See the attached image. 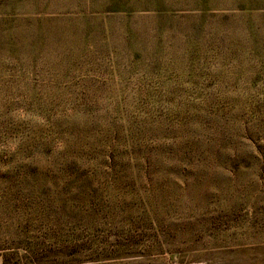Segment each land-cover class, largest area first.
I'll use <instances>...</instances> for the list:
<instances>
[{
  "label": "rangeland",
  "instance_id": "374dc122",
  "mask_svg": "<svg viewBox=\"0 0 264 264\" xmlns=\"http://www.w3.org/2000/svg\"><path fill=\"white\" fill-rule=\"evenodd\" d=\"M246 1L0 0V264H264V0ZM129 130L147 164L95 175ZM66 148L85 163L67 178Z\"/></svg>",
  "mask_w": 264,
  "mask_h": 264
},
{
  "label": "trees",
  "instance_id": "16d2710c",
  "mask_svg": "<svg viewBox=\"0 0 264 264\" xmlns=\"http://www.w3.org/2000/svg\"><path fill=\"white\" fill-rule=\"evenodd\" d=\"M255 3L253 0H248L245 3H242L239 6V10L242 11H252L254 9ZM129 140L126 139V145L123 146V151H119V149L116 150H109L108 153H106V156H104L102 159V156L98 157H93L92 160L88 162V165L94 166L95 168V175L97 173L99 174V167L102 168L104 166V160H108L106 168L111 170V175L114 176L115 179H110V183H120L122 178H128L132 179L133 178V172H137L138 169L139 171L142 169L141 164L146 165L147 161L145 157L143 156L142 158H139L137 156V152L140 150L139 146L141 148L140 144H137V142L133 139H137L135 137V134L131 133L132 130H129ZM72 148H66L62 154L57 156L58 159L56 161L61 165V168L58 170L60 174L64 175L66 173V178L75 174L78 168L85 166V163L80 161L78 154L76 153H71ZM78 150V148H75ZM108 158V159H106ZM150 161H148V164ZM81 165V166H80ZM125 170H128L131 172V175L126 176L124 173ZM76 171V172H75ZM72 177V176H71ZM70 177V178H71ZM107 176L102 175V178H106ZM87 183H95L94 178L92 173L88 174L86 177ZM66 243L65 244H59L56 245L58 248H69L73 247L76 248L75 252H79L83 247H80V249H77V245L73 244V241L65 239ZM24 249L26 250L25 257L29 255V258L33 261H41L43 260L44 256L43 253L46 251V248L42 243L39 242H27ZM59 250V249H58ZM61 251V250H59ZM64 251V250H63ZM59 255V254H58ZM57 255V256H58ZM18 256V255H16ZM19 257V256H18ZM13 258V253H5L3 254V264H11V259Z\"/></svg>",
  "mask_w": 264,
  "mask_h": 264
}]
</instances>
